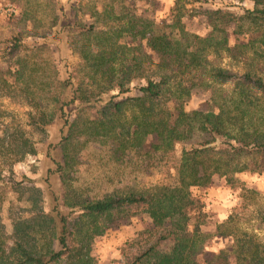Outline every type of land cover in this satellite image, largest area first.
Wrapping results in <instances>:
<instances>
[{
  "label": "trees",
  "instance_id": "obj_1",
  "mask_svg": "<svg viewBox=\"0 0 264 264\" xmlns=\"http://www.w3.org/2000/svg\"><path fill=\"white\" fill-rule=\"evenodd\" d=\"M216 1L249 4L240 12L205 10L204 35L186 29L188 5ZM130 9L114 18L113 10L98 14L104 25L117 22L112 30L94 22L62 27L69 36H93L95 44H86L85 61L47 99L49 108L29 116L36 128L59 124V137L45 152L52 167L36 180L43 190L27 188L33 180L24 174L14 182L29 215L13 218L9 235L0 233V264H93V238L102 232L96 223L112 229L139 214L147 227L138 236L146 243L124 264H264V238L237 234L234 215L213 233L205 229L203 197L214 177L238 187L244 202L257 196L238 176L264 171V0H173L165 17L150 21ZM225 58L240 68L221 65ZM22 72L14 69L13 83L0 73L3 96L16 98ZM193 96L202 103L185 109ZM70 105L72 114L65 111ZM177 143L190 146L176 155ZM13 145L15 157L35 154L25 139ZM81 159L97 172L79 184L73 175ZM154 167L160 183L131 182ZM243 207L263 229L264 207L254 200ZM226 238V248H213Z\"/></svg>",
  "mask_w": 264,
  "mask_h": 264
},
{
  "label": "rangeland",
  "instance_id": "obj_2",
  "mask_svg": "<svg viewBox=\"0 0 264 264\" xmlns=\"http://www.w3.org/2000/svg\"><path fill=\"white\" fill-rule=\"evenodd\" d=\"M172 2L173 0H125L122 3L118 0H0V73L5 75L8 82L13 83L15 78L12 72L17 67H23L22 76L15 84L16 98L3 96L0 91V233L9 235L12 219L29 215L25 209L29 206L28 202L22 197L17 200V194L12 192L14 182L19 181L20 175L24 174L33 180L27 188H36L41 192L43 185L36 180L45 174L47 168L52 167L45 152L49 143L58 140L59 124L36 128L30 125V114H37L38 110L49 108L47 99L59 93L62 82L72 75L73 67L82 65L85 61L83 50L86 44L92 45L91 49L95 44L93 36L79 33L69 36L62 32V27L65 24L89 25L94 22L102 30H112L117 22L111 19L104 25L107 19L98 17V14L113 10L114 14H110L113 17L119 15L124 8L130 7L146 21L159 20L168 14ZM248 4V1L241 4L216 1L188 5V8L193 9L183 22L187 30L204 35L207 31L203 22L205 10L222 8L240 12L242 7ZM99 28L97 27V30ZM18 43L17 52L11 53L13 44ZM221 65L237 70L240 68L227 58L223 59ZM71 81L76 80L71 78ZM132 87L129 95H138L136 82ZM228 89V86L222 88L224 92ZM202 100L201 96H193L186 102L185 109L199 106ZM73 110L74 105L65 107L68 114H72ZM21 139L27 140L28 146L32 145L35 154L15 157L10 150L13 144L19 143ZM189 146L190 144L177 143L174 152L177 155L182 148ZM15 159L19 161L14 163ZM84 162L85 160H82L73 175L79 184L87 182L92 174L97 172V168H89ZM129 178L132 183L135 179L134 183L142 187L160 183L163 175L158 167H154L149 176ZM238 178L245 188L256 191L257 196H254V199H245L244 202L238 187L231 189L223 178L214 177L210 186L203 192L205 210L209 215L205 229L213 233L215 225L231 214L234 215L237 234L252 233L263 239L264 228H257L251 207L244 208L243 204L254 200L264 207V171ZM28 192L25 191L27 195ZM41 204L46 206L45 198L41 200ZM96 225L102 232L93 238V264H124L127 255L138 252L146 243L138 236L139 232L147 227L146 219L140 214L119 221L117 227L112 229H102L101 221ZM229 242V238L219 239L214 241L216 244L213 248H226Z\"/></svg>",
  "mask_w": 264,
  "mask_h": 264
}]
</instances>
